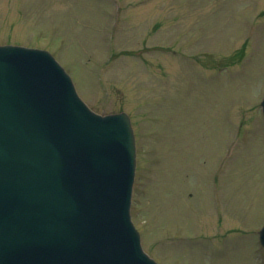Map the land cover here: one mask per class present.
Listing matches in <instances>:
<instances>
[{
  "label": "rangeland",
  "instance_id": "obj_1",
  "mask_svg": "<svg viewBox=\"0 0 264 264\" xmlns=\"http://www.w3.org/2000/svg\"><path fill=\"white\" fill-rule=\"evenodd\" d=\"M0 42L50 50L94 110L131 113L152 257L264 264V0H0Z\"/></svg>",
  "mask_w": 264,
  "mask_h": 264
},
{
  "label": "water",
  "instance_id": "obj_2",
  "mask_svg": "<svg viewBox=\"0 0 264 264\" xmlns=\"http://www.w3.org/2000/svg\"><path fill=\"white\" fill-rule=\"evenodd\" d=\"M134 146L48 52L0 45V264H156L129 219Z\"/></svg>",
  "mask_w": 264,
  "mask_h": 264
}]
</instances>
